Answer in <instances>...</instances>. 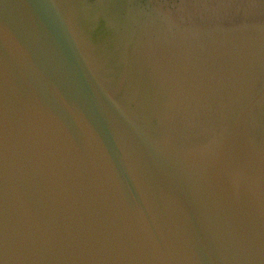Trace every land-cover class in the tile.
Returning <instances> with one entry per match:
<instances>
[{
  "label": "water",
  "instance_id": "obj_1",
  "mask_svg": "<svg viewBox=\"0 0 264 264\" xmlns=\"http://www.w3.org/2000/svg\"><path fill=\"white\" fill-rule=\"evenodd\" d=\"M0 264H264V0H0Z\"/></svg>",
  "mask_w": 264,
  "mask_h": 264
},
{
  "label": "trees",
  "instance_id": "obj_2",
  "mask_svg": "<svg viewBox=\"0 0 264 264\" xmlns=\"http://www.w3.org/2000/svg\"><path fill=\"white\" fill-rule=\"evenodd\" d=\"M140 1H142V2H147L148 0H140Z\"/></svg>",
  "mask_w": 264,
  "mask_h": 264
}]
</instances>
